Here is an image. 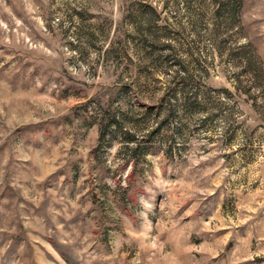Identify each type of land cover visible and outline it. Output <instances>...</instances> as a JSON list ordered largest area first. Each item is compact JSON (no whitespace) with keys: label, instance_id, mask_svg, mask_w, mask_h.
<instances>
[{"label":"rangeland","instance_id":"obj_1","mask_svg":"<svg viewBox=\"0 0 264 264\" xmlns=\"http://www.w3.org/2000/svg\"><path fill=\"white\" fill-rule=\"evenodd\" d=\"M0 264H264V0H0Z\"/></svg>","mask_w":264,"mask_h":264}]
</instances>
